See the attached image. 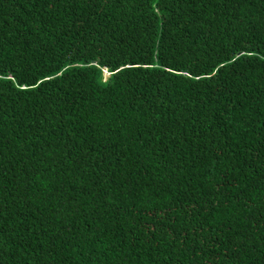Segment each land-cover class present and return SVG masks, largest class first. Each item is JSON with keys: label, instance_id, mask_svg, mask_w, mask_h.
Masks as SVG:
<instances>
[{"label": "trees", "instance_id": "16d2710c", "mask_svg": "<svg viewBox=\"0 0 264 264\" xmlns=\"http://www.w3.org/2000/svg\"><path fill=\"white\" fill-rule=\"evenodd\" d=\"M0 264H264V0H0Z\"/></svg>", "mask_w": 264, "mask_h": 264}]
</instances>
